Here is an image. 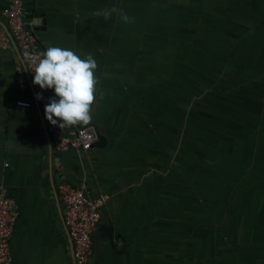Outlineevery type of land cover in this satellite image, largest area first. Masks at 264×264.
I'll return each instance as SVG.
<instances>
[{"label": "crops", "instance_id": "1", "mask_svg": "<svg viewBox=\"0 0 264 264\" xmlns=\"http://www.w3.org/2000/svg\"><path fill=\"white\" fill-rule=\"evenodd\" d=\"M23 2L42 50L96 60L87 126L107 143L53 149L38 107L16 105L17 59L0 49L12 264H72L61 180L108 196L89 264H264V0ZM113 6L133 22L92 15Z\"/></svg>", "mask_w": 264, "mask_h": 264}, {"label": "built area", "instance_id": "2", "mask_svg": "<svg viewBox=\"0 0 264 264\" xmlns=\"http://www.w3.org/2000/svg\"><path fill=\"white\" fill-rule=\"evenodd\" d=\"M6 5L0 12V49L15 53L17 62L15 71L20 97L16 105L20 108L38 107L46 129L47 136L57 151H89L97 141L95 130L91 126L65 127L50 124L45 118L44 108L53 97L52 90L40 89L32 83L34 64L32 58L43 52L35 29L38 18H28L23 0H5ZM31 91L34 99L27 97ZM40 93L43 99H36ZM60 204L61 219L71 246L72 264H89L92 254L91 235L95 230L101 211L106 206L108 196L92 198L83 183L72 186L61 180L55 187ZM18 216L15 199L8 193L7 187L0 185V264H12L9 242L14 223Z\"/></svg>", "mask_w": 264, "mask_h": 264}, {"label": "clouds", "instance_id": "3", "mask_svg": "<svg viewBox=\"0 0 264 264\" xmlns=\"http://www.w3.org/2000/svg\"><path fill=\"white\" fill-rule=\"evenodd\" d=\"M114 13L124 23L133 18L115 6L92 13L105 20ZM34 76L32 83L40 89H50L54 96L44 108L45 118L52 125L65 127L87 126L92 121V106L97 99V62L91 54L81 57L70 48L50 46L32 58ZM36 99H43L40 93Z\"/></svg>", "mask_w": 264, "mask_h": 264}, {"label": "water", "instance_id": "4", "mask_svg": "<svg viewBox=\"0 0 264 264\" xmlns=\"http://www.w3.org/2000/svg\"><path fill=\"white\" fill-rule=\"evenodd\" d=\"M95 133L97 135V141L94 144V147H104L107 143V139L104 135H102L97 128H95Z\"/></svg>", "mask_w": 264, "mask_h": 264}, {"label": "rangeland", "instance_id": "5", "mask_svg": "<svg viewBox=\"0 0 264 264\" xmlns=\"http://www.w3.org/2000/svg\"><path fill=\"white\" fill-rule=\"evenodd\" d=\"M254 21H255V24L257 25V18ZM254 25H252V26H254ZM252 26H251V28H252ZM245 36L246 37L250 36V32H245ZM248 53H251V51H249ZM254 61H256V59L255 60H252L250 62V65H251V67H255L256 68V64H255L256 62H254ZM205 96H207V95L206 94H202V98H204V100H205Z\"/></svg>", "mask_w": 264, "mask_h": 264}]
</instances>
